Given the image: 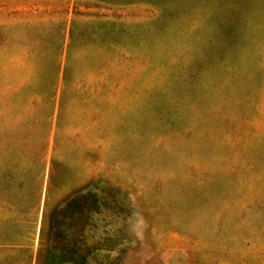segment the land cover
Instances as JSON below:
<instances>
[{
	"label": "rangeland",
	"instance_id": "rangeland-1",
	"mask_svg": "<svg viewBox=\"0 0 264 264\" xmlns=\"http://www.w3.org/2000/svg\"><path fill=\"white\" fill-rule=\"evenodd\" d=\"M0 264H264V0H0Z\"/></svg>",
	"mask_w": 264,
	"mask_h": 264
}]
</instances>
